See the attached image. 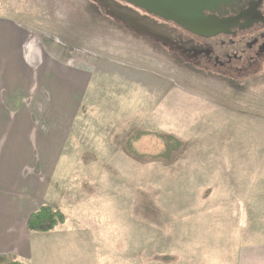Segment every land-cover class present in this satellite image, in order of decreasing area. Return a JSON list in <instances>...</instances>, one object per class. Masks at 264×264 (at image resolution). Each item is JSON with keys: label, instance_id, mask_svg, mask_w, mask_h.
<instances>
[{"label": "rangeland", "instance_id": "1", "mask_svg": "<svg viewBox=\"0 0 264 264\" xmlns=\"http://www.w3.org/2000/svg\"><path fill=\"white\" fill-rule=\"evenodd\" d=\"M122 17L108 0H0L11 37L56 67L89 68L64 154L48 165L61 186L53 208L77 225L59 227L67 246L50 264L264 263V58L212 74ZM10 115L0 152L18 150L21 114Z\"/></svg>", "mask_w": 264, "mask_h": 264}, {"label": "crops", "instance_id": "2", "mask_svg": "<svg viewBox=\"0 0 264 264\" xmlns=\"http://www.w3.org/2000/svg\"><path fill=\"white\" fill-rule=\"evenodd\" d=\"M12 22L9 18H0V98L11 97L12 102L0 104V124L11 121L10 114L20 112L23 128L17 131L13 142L18 150L14 146L5 150L8 138L5 134L8 136L9 131L0 126V145L5 139L0 160L9 162L4 168L0 161V260L5 264L10 259L23 264L32 260L50 264L57 258V250L61 252L65 247L60 226L48 234L29 233L27 220L41 205L53 207L60 184L53 183L54 171L48 165L64 154L70 132L66 121L77 119L87 92H81L79 102L80 80H84L79 72L89 73V68L80 65L64 70L61 64L56 67V62L29 46L23 39L24 34L11 37ZM92 77L93 74L84 83L87 90L92 89ZM71 96L76 97L73 103L69 102ZM14 98H19L20 103L26 98H38V103L20 105L19 101L13 103ZM60 189L62 194L67 193ZM67 223L66 219L63 226L76 225L75 221ZM34 245L36 251L32 250ZM250 259L248 264H264Z\"/></svg>", "mask_w": 264, "mask_h": 264}, {"label": "flooded vegetation", "instance_id": "3", "mask_svg": "<svg viewBox=\"0 0 264 264\" xmlns=\"http://www.w3.org/2000/svg\"><path fill=\"white\" fill-rule=\"evenodd\" d=\"M108 2L110 8L123 16L120 21L124 26L149 36L155 49L174 57L177 55L183 61L191 60L203 68L215 67L222 73L210 72L212 74L229 77L233 75L229 70L232 68L236 74L244 75L246 67L252 64L253 69L264 58V0H227L203 10L204 16L226 22V29L208 38L124 1ZM203 68L201 70L205 71Z\"/></svg>", "mask_w": 264, "mask_h": 264}, {"label": "water", "instance_id": "4", "mask_svg": "<svg viewBox=\"0 0 264 264\" xmlns=\"http://www.w3.org/2000/svg\"><path fill=\"white\" fill-rule=\"evenodd\" d=\"M162 19L173 21L200 37L214 36L226 29V22H218L202 13L227 0H121Z\"/></svg>", "mask_w": 264, "mask_h": 264}, {"label": "trees", "instance_id": "5", "mask_svg": "<svg viewBox=\"0 0 264 264\" xmlns=\"http://www.w3.org/2000/svg\"><path fill=\"white\" fill-rule=\"evenodd\" d=\"M64 221L65 216L61 212L54 210L48 205H42L30 214L27 221V229L31 233L48 234L57 226L63 224ZM9 264L20 263L10 262Z\"/></svg>", "mask_w": 264, "mask_h": 264}]
</instances>
